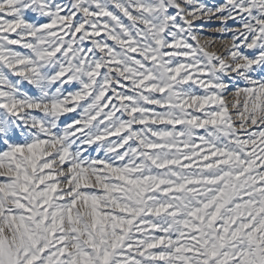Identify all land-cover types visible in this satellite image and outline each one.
Listing matches in <instances>:
<instances>
[{"label":"snow or ice","instance_id":"obj_1","mask_svg":"<svg viewBox=\"0 0 264 264\" xmlns=\"http://www.w3.org/2000/svg\"><path fill=\"white\" fill-rule=\"evenodd\" d=\"M0 264H264V0H0Z\"/></svg>","mask_w":264,"mask_h":264}]
</instances>
